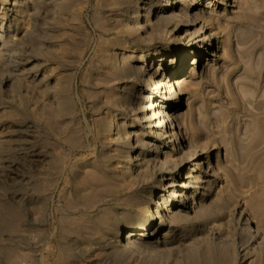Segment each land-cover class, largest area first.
Listing matches in <instances>:
<instances>
[{
	"label": "rangeland",
	"instance_id": "obj_1",
	"mask_svg": "<svg viewBox=\"0 0 264 264\" xmlns=\"http://www.w3.org/2000/svg\"><path fill=\"white\" fill-rule=\"evenodd\" d=\"M97 1L92 0L86 16L93 36L97 30L90 17ZM232 4L210 12L203 3L195 6L200 18L192 27L194 34H206L217 45L199 58L192 79L189 72L181 76L186 93L181 92L176 110L192 146L170 163L190 176L179 177L181 182L194 180L187 191L196 208L179 211L182 217L164 229L166 237L131 251L114 250L107 241L96 240L91 230H79L106 220L124 221L130 227L149 216L158 199L156 191L164 184L158 158H152L138 177L116 173L123 156L100 133L99 119L108 110L107 94L119 93V85L91 86L84 81V71H91L93 59L97 63L93 50L78 67L72 57L60 63L52 51L42 48L47 36L38 37L33 71L53 67L58 82L66 80L68 85L70 79L72 105L78 109L74 120L62 113L50 121L36 109L42 110V100L50 95L63 97L61 86L30 85L25 76L3 83L9 72L0 70V134L9 131L13 139L3 154L15 160L14 178L0 175V197L24 186L28 169L20 153L25 147L21 132L34 125L49 155L33 171L40 180L54 183L53 208L66 227L0 230V264H24L16 261L17 250L14 256L9 250L21 247L25 252L27 243L41 248L35 252V264H42L40 254L46 255L48 264H205L208 256L216 264H264V0H232ZM164 44L170 49L184 47L172 37ZM1 106H6L7 114L1 115ZM241 214L260 233L252 225L245 228Z\"/></svg>",
	"mask_w": 264,
	"mask_h": 264
},
{
	"label": "bare ground",
	"instance_id": "obj_2",
	"mask_svg": "<svg viewBox=\"0 0 264 264\" xmlns=\"http://www.w3.org/2000/svg\"><path fill=\"white\" fill-rule=\"evenodd\" d=\"M186 1L98 0L90 17L97 30L93 36L86 20L92 0H0V70L4 68L9 72L2 82L11 84L25 76L30 85L55 87L59 84L64 96L60 98L53 94L44 98L42 110L38 108L36 113L50 121L66 113L74 120V112L78 109L71 101L72 81L69 79L68 85L66 80L58 82L53 67L33 71L35 43L38 37L47 36L42 40V48L52 51L60 63L72 57L77 67L93 50L98 56L97 63L93 59L95 66L91 64V71H84V81L91 86L114 83L120 90L107 94L108 110L106 116L99 119L100 133L123 156L121 168L116 173L138 177L152 158L161 162L159 168L164 184L156 191L158 199L148 217L138 219L130 227L124 221L106 220L79 229L91 230L96 240L107 241L114 250L131 251L159 241L167 235L164 229L180 220L179 211L190 206L196 208L195 204H190L187 191L194 180L181 182L179 177L190 176L183 175L182 167L177 169L170 163L174 155L181 156L192 146L187 128L180 122V113L176 110L181 105V92L186 93L187 84L181 76L189 72L192 79L199 58L217 45L214 38L206 34L198 37L194 34L192 27L200 18L195 6L203 3L206 12H210L234 5L232 0ZM21 22L27 26L25 29ZM169 37L177 39L184 47L167 48L164 43ZM154 43L155 48L152 47ZM1 109V115L7 114L6 106ZM27 127L21 132L25 147L20 153L28 171L22 188L2 193L0 197V230H65L53 208L54 183L40 180L33 171L36 163H42L49 154L40 144L39 131L32 128L34 125ZM10 135L9 131L0 134V175L6 180L14 178L15 160H9L3 154L4 148L13 140ZM240 220L245 223V228L252 225L244 214ZM251 227L260 233L258 227ZM52 236H56L55 231ZM21 249L11 248L9 254L14 256V250H17L16 261L35 264V252L41 248L27 243V251ZM50 249L55 251L54 244ZM40 255L41 263L48 264L46 255ZM205 262L216 264L211 256Z\"/></svg>",
	"mask_w": 264,
	"mask_h": 264
}]
</instances>
